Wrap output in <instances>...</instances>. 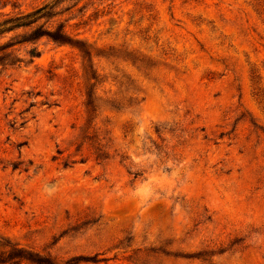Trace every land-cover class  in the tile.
<instances>
[{"label": "rangeland", "instance_id": "1", "mask_svg": "<svg viewBox=\"0 0 264 264\" xmlns=\"http://www.w3.org/2000/svg\"><path fill=\"white\" fill-rule=\"evenodd\" d=\"M47 4L0 37V264H264V0L0 21Z\"/></svg>", "mask_w": 264, "mask_h": 264}, {"label": "trees", "instance_id": "2", "mask_svg": "<svg viewBox=\"0 0 264 264\" xmlns=\"http://www.w3.org/2000/svg\"><path fill=\"white\" fill-rule=\"evenodd\" d=\"M60 0H53V3H57ZM52 9L51 4H47L44 7L34 11L31 14L23 15V16H17V17H10L7 19H4L0 21V37L8 32L21 29V28H27L29 26L34 25L36 22H38L40 19L44 17H48L50 15L49 11ZM33 39H38L42 36H47L53 41L60 43V44H68L65 41V35L61 34H55L51 31H43L41 29L35 28L32 31L31 34ZM70 44V43H69ZM72 45V44H71ZM41 54L38 51H32L30 52V56L32 57H39Z\"/></svg>", "mask_w": 264, "mask_h": 264}]
</instances>
